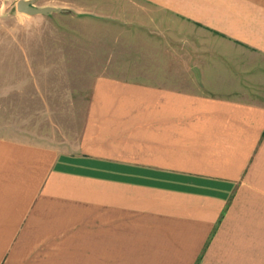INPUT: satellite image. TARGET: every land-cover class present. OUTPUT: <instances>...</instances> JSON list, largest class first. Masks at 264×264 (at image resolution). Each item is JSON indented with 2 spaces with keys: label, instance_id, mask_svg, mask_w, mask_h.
<instances>
[{
  "label": "crops",
  "instance_id": "crops-1",
  "mask_svg": "<svg viewBox=\"0 0 264 264\" xmlns=\"http://www.w3.org/2000/svg\"><path fill=\"white\" fill-rule=\"evenodd\" d=\"M131 1L146 58L94 80L78 148L0 158V264L264 255V0Z\"/></svg>",
  "mask_w": 264,
  "mask_h": 264
},
{
  "label": "rangeland",
  "instance_id": "rangeland-1",
  "mask_svg": "<svg viewBox=\"0 0 264 264\" xmlns=\"http://www.w3.org/2000/svg\"><path fill=\"white\" fill-rule=\"evenodd\" d=\"M17 1L0 0V158L48 159L78 148L94 80L144 60L146 35L134 36L131 0H30L57 9L35 16Z\"/></svg>",
  "mask_w": 264,
  "mask_h": 264
},
{
  "label": "water",
  "instance_id": "water-1",
  "mask_svg": "<svg viewBox=\"0 0 264 264\" xmlns=\"http://www.w3.org/2000/svg\"><path fill=\"white\" fill-rule=\"evenodd\" d=\"M16 10L29 16L46 15L57 9L50 6L37 7L30 0H18L16 2Z\"/></svg>",
  "mask_w": 264,
  "mask_h": 264
}]
</instances>
